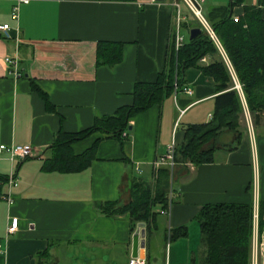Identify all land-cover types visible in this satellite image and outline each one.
<instances>
[{
    "label": "crops",
    "instance_id": "0c3cea01",
    "mask_svg": "<svg viewBox=\"0 0 264 264\" xmlns=\"http://www.w3.org/2000/svg\"><path fill=\"white\" fill-rule=\"evenodd\" d=\"M24 1L13 20L18 0H0V26L10 28V38L0 31V146H28L32 154L12 160L0 152V175L9 179L13 174L16 182L13 187L6 183V196L0 199V264H127L136 226L131 229L129 215L105 217L96 204H129L132 183L151 185L154 162L170 146L175 150L183 143L189 126L210 122L215 84L200 68L221 61V56L206 55L197 67L186 69L177 92L134 115L131 131L121 140L97 132L71 144L74 155H81L97 143L85 170L45 172L44 160L58 134L82 132L96 118L132 106L135 84L155 82L166 67L175 34L185 44L199 23L180 0ZM230 3L203 0L201 13L204 10L209 26L212 11ZM256 3L243 0L232 8V17H242L244 7ZM176 4L182 18L178 26ZM261 13L264 20V8ZM100 42L121 45V61L98 65ZM12 57L18 58V77L4 62ZM249 120L243 112L237 147L215 151L212 163L187 164L170 184V214L158 213L155 227H144L145 246L137 257L147 264H203L197 221L203 206L251 203L253 212L256 200L259 214L264 204V115L256 123L249 113ZM226 134L218 137L227 136L218 146L233 143V136ZM13 218L18 226L10 233ZM261 220L264 223V210ZM181 227L186 236L170 240V231ZM172 243L186 244L191 255L183 263H173L171 252L161 263L150 261L151 250L159 244L168 250ZM259 262L264 264L263 258Z\"/></svg>",
    "mask_w": 264,
    "mask_h": 264
},
{
    "label": "trees",
    "instance_id": "16d2710c",
    "mask_svg": "<svg viewBox=\"0 0 264 264\" xmlns=\"http://www.w3.org/2000/svg\"><path fill=\"white\" fill-rule=\"evenodd\" d=\"M117 1V0H83ZM243 0H231L228 8L215 9L209 18L210 27L220 42L241 86L247 111L254 115L257 123L259 115H264V20L262 9L264 0H257L256 6H245L244 15L238 22L232 20L231 11ZM201 33L188 40L177 51L174 45L168 53L166 67L153 83H137L133 90V104L118 109L114 114L96 118L93 126L76 134L60 133L50 147V157L46 158L42 169L45 172L77 173L89 167L94 160L97 143L82 153L74 155L71 144L88 138L93 133H101L107 138L121 140L122 134L134 115L144 112L160 103L164 96L173 94L181 87L186 69L197 67L206 55L218 53L207 34ZM98 65L113 66L121 61L122 46L100 42L97 45ZM203 75L212 78L215 84L214 111L210 122L189 126L183 143L174 150L176 169L171 175L168 169L158 168L154 172L151 185L134 182L131 186L132 200L119 206L117 202L96 204L97 210L105 217L129 215L131 229L143 223L146 229L155 227L158 212L156 207L165 208L168 203L170 184L186 170V165L199 166L214 161V152L230 150L238 146L240 116L243 115V101L233 87L232 77L221 61L200 68ZM227 131L233 136V145H217V139ZM173 179V180H172ZM7 176L0 175V199L6 196L4 186ZM264 204L259 206L258 228L264 226L261 215ZM252 205L216 204L205 205L200 210L197 221L200 229L201 255L203 264H249L252 236ZM186 236V228L170 231V240Z\"/></svg>",
    "mask_w": 264,
    "mask_h": 264
},
{
    "label": "built area",
    "instance_id": "2783aa9c",
    "mask_svg": "<svg viewBox=\"0 0 264 264\" xmlns=\"http://www.w3.org/2000/svg\"><path fill=\"white\" fill-rule=\"evenodd\" d=\"M21 2H25L24 0H18V4L15 5L12 9V19L17 20L18 18V5ZM181 3L185 4L189 12L193 15V17L197 20L199 23L201 29L207 34L209 39L213 42L215 47L217 48L222 62L225 64L227 67L231 77L233 78V81L235 82V89L241 94V89L236 83L235 80V74L233 71V68L220 44L218 41L214 31L212 28L209 26V24L205 21V19L202 16L201 13V4L203 3V0H180ZM177 12V19H176V24L177 26L181 22V14L179 11V6L176 4L175 5ZM232 20L234 22H238L239 17L238 16H233ZM0 31L4 32L6 37L10 38L9 35L7 34L10 31V28L7 25L0 26ZM174 44H175V51H177L183 44V39L180 37L177 33L175 34L174 38ZM204 59H202L203 61ZM5 64L10 68V73L15 75L16 77L19 76L17 73V63H18V58L17 57H12V58H5L4 59ZM174 92H177V88H175ZM184 93L190 94L191 91L189 89H184ZM243 99V98H242ZM243 101V107H244V114H245V120L247 123H249V113L245 107L244 100ZM250 124V123H249ZM177 125V124H176ZM126 134L123 133L122 137H125ZM0 152H6L9 154L10 158L13 159H18V160H24L26 158H29L31 154V149L28 146H17V147H10L6 148L5 146H0ZM191 165V164H190ZM154 169L158 168H166L168 169L169 172H172L173 169L176 167V163L174 162V148L173 146H170L167 149V153L163 156L160 157L157 161L154 162L153 164ZM8 185L9 187H13L16 185L15 178L12 175H10L8 179ZM168 203L165 208H160L158 213L162 216L168 217L170 214V207L172 205V200H171V195L168 197ZM7 200V199H6ZM9 200V199H8ZM253 223H252V236H251V249H250V262L249 264H259L260 258H263V263H264V228L259 231L260 229L258 228V213H257V203L255 200L254 206H253ZM18 226V220L16 218L11 219V224L8 229V232L12 233L17 229ZM127 264H147V261L144 258H130L127 262ZM167 264V263H165Z\"/></svg>",
    "mask_w": 264,
    "mask_h": 264
},
{
    "label": "rangeland",
    "instance_id": "374dc122",
    "mask_svg": "<svg viewBox=\"0 0 264 264\" xmlns=\"http://www.w3.org/2000/svg\"><path fill=\"white\" fill-rule=\"evenodd\" d=\"M202 15L203 17H205V12L204 10L202 11ZM184 33V32H182ZM187 34V33H185ZM188 39V37L186 38ZM228 132H224L221 133L226 134ZM227 135V134H226ZM226 135L221 137V141L218 140L217 144H221L223 142V140H225V138L227 137ZM253 219V218H252ZM175 243L170 244V248H168V250H166V248L163 247V244H159L158 248L155 251H150V255H149V259L150 261L153 263L154 261H157L159 263H161L166 257H169V254L171 252L172 256H171V260H173V263L176 262H181L183 263L185 261L186 258H188L191 255V251L190 249H188L187 245L185 244L184 246H179V247H174ZM197 248L195 249V252L197 254ZM198 256L199 259L201 257V252H198Z\"/></svg>",
    "mask_w": 264,
    "mask_h": 264
},
{
    "label": "water",
    "instance_id": "95a60500",
    "mask_svg": "<svg viewBox=\"0 0 264 264\" xmlns=\"http://www.w3.org/2000/svg\"><path fill=\"white\" fill-rule=\"evenodd\" d=\"M156 2H163L165 0H154ZM201 33L199 28L191 29L189 32V40H193L197 35ZM128 131H131V126H128ZM144 227L143 223H139L136 225V230L132 236V244H131V258H136L138 256V250L143 249L145 246L144 243Z\"/></svg>",
    "mask_w": 264,
    "mask_h": 264
}]
</instances>
